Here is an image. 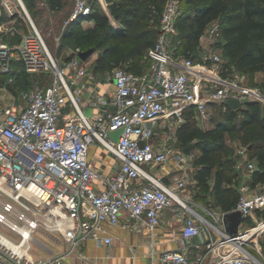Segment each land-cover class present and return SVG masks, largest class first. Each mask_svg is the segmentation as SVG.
<instances>
[{
  "label": "built area",
  "instance_id": "built-area-1",
  "mask_svg": "<svg viewBox=\"0 0 264 264\" xmlns=\"http://www.w3.org/2000/svg\"><path fill=\"white\" fill-rule=\"evenodd\" d=\"M73 1L72 18L87 17L95 5L110 14L109 0ZM181 5L165 4L158 41L148 52L150 68L139 73L117 66L109 75L116 79L114 91L95 93L97 72L80 50L55 55L25 1L0 0V91L18 93L0 104V223L19 236L0 230V264H64L90 238L111 244V229L123 214L134 220L124 227L154 233L166 209L178 212L183 223L180 246L161 252L165 263L264 264L256 253L264 217L245 229L241 222L237 233L225 223L227 212L240 211L248 219L264 211V183L252 182L256 161H248L250 183L240 185L237 205L217 213L206 209L211 219L186 191L193 151L185 150L173 129L186 121L189 109L197 119L209 118L212 104L226 107L231 97L264 105V90L227 77L221 53L197 60L174 52ZM34 72L48 82L21 88L20 77ZM84 91L91 95L83 101ZM119 128L116 140L111 131ZM99 144L116 157L115 171H103L90 157ZM41 229L60 233L68 247L35 258L31 249ZM197 236L202 241L192 243Z\"/></svg>",
  "mask_w": 264,
  "mask_h": 264
},
{
  "label": "trees",
  "instance_id": "trees-1",
  "mask_svg": "<svg viewBox=\"0 0 264 264\" xmlns=\"http://www.w3.org/2000/svg\"><path fill=\"white\" fill-rule=\"evenodd\" d=\"M25 1L32 8L33 0ZM46 1L50 9L56 10L62 8L67 0ZM109 2L110 14L95 5L87 17L72 19L65 36L74 37L75 44L82 50L96 47L98 57L94 69L97 73L112 71L116 64L126 65V69L134 72L147 71L151 65L148 52L158 41L167 0ZM181 3L174 52L198 60L194 54L207 26L216 19H222L223 73L227 74L229 66L246 71H262L263 78L257 85L264 90V0H181ZM85 18L93 20L94 24L75 33V26ZM24 82L28 83V80L24 78ZM221 106L225 113H229V119H234L240 110L245 125L255 124L262 128L261 131L253 130L250 135V153L257 164L252 172V182H264V105L249 100L236 109ZM186 116L178 136L183 146L195 142L200 149L195 160L194 184L209 193L214 206L224 211L231 210L237 205L241 194L237 159L226 150L225 132L231 128L222 124L209 129L197 127L193 125L197 119L193 109H189Z\"/></svg>",
  "mask_w": 264,
  "mask_h": 264
},
{
  "label": "rangeland",
  "instance_id": "rangeland-1",
  "mask_svg": "<svg viewBox=\"0 0 264 264\" xmlns=\"http://www.w3.org/2000/svg\"><path fill=\"white\" fill-rule=\"evenodd\" d=\"M25 1V0H24ZM27 8L29 9L35 23L41 30L42 34L44 35L47 44L49 45L51 51L55 55H63V56H71L82 50L79 46L75 44L74 37L67 38L65 33L69 27L70 22L72 21V16L74 12V1L67 0L65 5L56 10L50 9L46 0H33L32 8L27 4L25 1ZM36 12V15L34 14ZM224 21L222 19H216L212 21L206 28L204 34L201 37L200 44L195 51V56L199 59L203 58V56L221 53L222 54V47L221 43L223 41L222 36V25ZM93 22H85L83 21L80 24H77L74 28V32H78L82 29L87 28L89 25H93ZM179 41V39H177ZM178 43V42H177ZM175 45H172V48ZM98 57V54L95 53L92 55L88 60V64L91 67H95V62ZM146 59V58H145ZM147 62V60H145ZM225 64V61L223 62ZM222 63V65H223ZM115 66L126 67L123 64H116ZM110 71L97 73L98 79H105L109 78ZM227 77L231 78H241L244 79L246 83H251V85H257L263 78L262 71H246L237 68L236 66H229L228 71L226 74ZM43 74L39 72L34 73H26L20 77L19 86L21 88H25L28 86H32L38 82H48L49 78H46ZM24 78L28 80V83L24 82ZM73 88H76V85H73ZM14 90L9 91H0V104H4L8 102L13 96H17V92ZM88 91H84L83 95L88 96ZM83 103V101H82ZM222 111V112H221ZM225 109H222V106L219 104H212L211 105V116L209 118H200L194 121L195 126L201 127L203 129H209L215 127L216 125H228L231 128L229 131L225 132L226 137V150L233 155L234 158L237 159V166L236 170L239 174L240 185L243 183H250V170L248 167V161L250 159L255 158L251 156L250 148H251V139L250 135L253 130L261 131L262 128L255 124L252 125H245L243 121L242 112L238 110L234 117V119H229L228 112L225 113ZM262 111L264 113V107H262ZM162 123V121H160ZM184 122H175L173 124V129L177 132L179 128L183 125ZM179 140V136H178ZM195 144V142H194ZM187 146V145H186ZM193 151V168L190 169V177L188 178V187L186 191L190 193L191 198L196 201L197 209L206 215L207 217L213 219V216L208 214L206 209H211L212 211L221 212L222 209L219 206H214V200H212L209 193L201 190L199 186H196L193 182V175L196 173L197 166L195 165V160L200 153V149L194 145L192 148ZM193 169V170H192ZM176 173V171H173ZM177 174V173H176ZM264 183V182H262ZM257 186L256 188H258ZM213 205V206H210ZM264 213H255V217H250V219H244L242 221V228H248L258 223L261 220V217ZM0 230L12 237L15 240L19 239V236L12 231L10 228L5 226L4 224L0 223ZM36 240L33 241V247L31 249V254L34 255L35 258H44L51 256V252L53 249L56 248V253L60 249V243H64L62 236L58 232H50L47 229H41L35 233ZM264 241V235L262 237ZM259 257L264 261V242H262V249L260 251H256ZM81 254V249L75 252L72 256L76 261L80 260L83 261L84 259H78L77 256ZM66 258V259H67ZM72 259V258H70Z\"/></svg>",
  "mask_w": 264,
  "mask_h": 264
},
{
  "label": "crops",
  "instance_id": "crops-1",
  "mask_svg": "<svg viewBox=\"0 0 264 264\" xmlns=\"http://www.w3.org/2000/svg\"><path fill=\"white\" fill-rule=\"evenodd\" d=\"M95 93L114 91V82L112 78L98 79L93 83ZM81 96L83 101L90 97ZM94 96V94H93ZM92 110V109H91ZM90 157L94 163L103 171L110 173L115 171L118 166V161L114 155L104 150L103 145H94L90 151ZM171 181L170 177L166 178ZM126 221L134 222L127 214L121 216V223L111 229L113 241L111 244L100 243L95 239H88L81 247V253L85 255L83 261H76L74 257L65 259L64 264H168L161 258V252L165 249L178 248L180 246V230L183 220L179 218L178 212L172 209H166L162 214V222L154 231L148 228L141 230H132L123 226ZM64 241V240H63ZM202 241L201 236H197L192 240V243ZM60 243V249L56 253V248L51 252V256L63 252L67 247L64 241ZM197 249L192 251L196 255ZM71 256V255H70ZM72 258V259H70Z\"/></svg>",
  "mask_w": 264,
  "mask_h": 264
},
{
  "label": "water",
  "instance_id": "water-1",
  "mask_svg": "<svg viewBox=\"0 0 264 264\" xmlns=\"http://www.w3.org/2000/svg\"><path fill=\"white\" fill-rule=\"evenodd\" d=\"M95 52H96V47H91V48L86 49V50H80L78 52V54L83 60H88L92 55L95 54ZM112 81L115 82L116 79L112 78ZM225 104L232 109H236V108L241 107L243 105L242 101L237 97L228 98L225 101ZM86 112L88 114H91L92 113L91 108L87 107ZM122 132H123V128L115 129V130L111 131V136L114 139L118 140L120 138ZM193 147H194V142H191V143H189V145L185 146V150L187 152H190ZM243 220H244V216L242 215V213L240 211H231V212H227L225 214L226 228L231 233H237L238 232L239 225Z\"/></svg>",
  "mask_w": 264,
  "mask_h": 264
}]
</instances>
